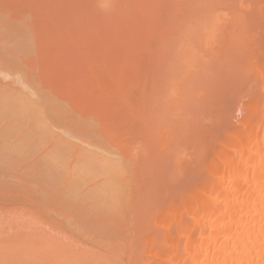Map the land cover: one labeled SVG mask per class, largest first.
<instances>
[{"label": "bare ground", "instance_id": "obj_1", "mask_svg": "<svg viewBox=\"0 0 264 264\" xmlns=\"http://www.w3.org/2000/svg\"><path fill=\"white\" fill-rule=\"evenodd\" d=\"M4 1L8 9L0 8V36L14 33V37L8 34L13 41L20 36L16 38V42L21 43L16 50L23 55L11 52V45L4 52L10 55L2 54L4 49L0 52V74L7 80L13 79V82L7 81L11 84L5 87L0 85V160L4 164L0 166L6 165L8 169L12 166L10 169L17 173V167L25 164V167H36L28 168L30 173L41 168L36 172L48 174H43L49 177L43 178L44 182L36 180L37 176L41 179L40 174L35 180L28 178L27 181L39 186L48 181L53 188L57 187L55 195L51 185L45 184L50 188L45 187L50 200L47 203L42 199L41 207L48 213L44 212L63 217L61 223L65 229L91 245V249L84 246L76 249L73 243L69 246V230L68 235L63 236L65 243L55 234L61 242H45L57 241L54 237L39 241L33 237L36 232L27 233L34 234H30L31 239L22 232L27 239L22 234L21 239L17 236L13 239L26 243L22 247L18 245L21 243L14 244L21 247L17 252L34 251L29 253L33 256L30 259L43 264H264V49L263 55L254 56L257 48L253 53L255 47L248 46L250 30L257 28L258 31L264 24L246 28L249 15L244 13L251 8L248 2L251 6L255 0H244L247 4L243 0ZM9 7L16 8L19 17L10 18L6 12ZM253 10L251 12L255 13ZM248 23L251 28V22ZM251 36L256 34L252 32ZM9 38H3L0 47L5 44L2 42L9 44ZM13 54L16 58L10 60ZM231 56L236 62L228 66L226 62L234 60L229 59ZM225 70L235 73V76L231 72L227 76L232 75L236 81L248 82L246 110L239 108L242 113L236 124L229 125L216 145L208 149L203 140H206L205 129L210 125L190 113L196 109L188 112L184 107L189 103L184 102L199 103L198 100L211 91V83L224 79L218 76L222 72L225 75ZM46 81L48 87H53L48 92L46 84L43 85ZM116 111L123 112L118 116ZM183 111L193 116L187 119ZM109 112L114 114L109 117ZM153 114L158 115L157 120L161 122L152 124L149 116ZM203 115L205 113L198 116ZM206 115V119L212 118ZM130 116L137 120L133 122ZM120 117L125 120L117 122ZM192 118H195V126L200 129L202 125L205 129H191ZM122 124V129L117 130ZM158 124L163 128L154 139L152 127L157 126L156 131L161 127ZM183 126L187 128L185 131H182ZM54 127L64 130L66 137L55 132ZM193 129L201 132L184 135L183 132H194ZM67 135L80 143L71 142ZM180 137L184 143L174 149L170 144L177 145L179 141L182 144ZM96 138L101 145L93 142ZM81 143L98 150L85 148ZM164 147L174 150L166 151H172L169 152L172 159L164 156L165 160L172 161L174 172L170 174V181H175V176L179 178L177 175L185 176L182 169L187 171L183 165L195 155V159L189 161L195 170L191 173H201L192 185L178 194L175 192L177 196L172 199L160 196L165 190L157 192L161 181L162 186L166 184V179L159 181L160 169L167 171L168 166L162 168L164 158L158 157L154 150H164ZM162 150L157 149V152L160 154ZM35 152L39 154L31 161ZM29 159L30 162H26ZM8 161L12 163L9 167ZM25 167L19 171L26 173ZM178 182L174 183L180 185ZM6 184L0 182V185ZM29 192L24 198H29ZM153 198L160 202L155 207L153 203L157 199ZM148 202L152 204L150 210L146 207ZM75 203L80 206L77 209H82L83 205L89 211L92 209L93 216L89 218L88 211L87 215L79 212L80 217L74 215L75 211L69 212L75 210ZM56 210L58 214L53 212ZM43 222L47 225L50 221ZM8 232L11 233L10 230L1 233ZM9 239L12 238L9 236ZM13 240L10 241L15 242ZM30 240L39 241L38 244L31 242L36 250L30 248L33 246H29ZM1 249L0 253L9 252V248ZM11 254L16 257L21 253ZM0 255L10 256L9 253ZM33 261H23V264H33Z\"/></svg>", "mask_w": 264, "mask_h": 264}, {"label": "rangeland", "instance_id": "obj_2", "mask_svg": "<svg viewBox=\"0 0 264 264\" xmlns=\"http://www.w3.org/2000/svg\"><path fill=\"white\" fill-rule=\"evenodd\" d=\"M244 1V0H243ZM245 1H249V0H245ZM244 1V3L245 4H247V2H245ZM251 1H254V0H251ZM262 0H255V3L253 2V3H251L252 5L251 6H249V2H248V7H251V8H247L248 9V11L249 12H247V11H245L244 13H245V15L247 14V15H249V17L248 16H246L248 19V21L246 20V22H247V25H246V28H248V29H252V28H255V26L256 27H258V26H260V25H262V24H264V0L261 2ZM5 4L6 2L3 0H0V4ZM263 4V6H261L260 4ZM4 4H3V6H1L0 5V8L1 7H4ZM236 4H237V2H236ZM244 4V6H247V5H245ZM7 5V4H6ZM256 5H259V6H256ZM234 6L235 7H237L235 4H234ZM233 6V7H234ZM261 6V7H260ZM227 7V6H226ZM259 7L261 8V10L259 9ZM5 8L6 7H4V11H5ZM246 8V7H245ZM256 8H257V10H256ZM6 9H8V6H7V8ZM11 9V10H10ZM249 9H254L253 10V12H257L258 14H255V13H252L251 11L252 10H249ZM246 10V9H245ZM6 12H8L7 14L9 15V17L10 18H12V17H14V18H12V19H16L17 17H19L18 15H16V14H18V13H16V8H10L9 7V10H7ZM260 12V13H259ZM16 16H15V15ZM257 15V16H256ZM262 17H260V16ZM12 16V17H11ZM254 16H255V19H254ZM254 20H253V19ZM256 18H258V19H256ZM250 19V20H249ZM254 21H256V22H254ZM258 21V22H257ZM248 22H251V28H249L250 26L248 25V24H250V23H248ZM260 22V24H258ZM252 23H254V24H252ZM262 23V24H261ZM262 27H264V25L263 26H260V27H258V31H257V28H255V30H250V32L252 33H254V35L256 34V36L255 37H253L252 38V36H251V33L249 34V38H248V42H249V47H251L250 49H253V47H255V49L252 51L253 53H254V51L256 50V48H257V50H256V52H258V53H256V55H254V56H259L260 54L261 55H263L262 53H263V49H264V28H263V30H262ZM261 29V30H260ZM255 31V32H254ZM259 31H261V34H260V32ZM263 31V32H262ZM258 32H259V34H258ZM6 33V32H5ZM8 33V32H7ZM6 33V34H7ZM10 33V32H9ZM8 33V34H9ZM247 33H248V30H247ZM8 34L6 35V37H8L9 38V36H8ZM12 34L14 35V33H10L9 35L10 36H12ZM16 34V33H15ZM1 35H4V34H1ZM259 35V36H258ZM251 36V37H250ZM2 37V38H1ZM6 37H3V36H0V44H1V41L3 40V38H5V40H7L8 38H6ZM12 37H14V36H12ZM11 38V37H10ZM9 38V44H8V42H2V44L3 43H5V44H3V47H5V45H6V47L5 48H3V47H0V52L1 51H3V49H4V51H3V53L2 54H4V55H6V53H4L5 52V50H6V48L8 47H10V45H11V47H13L12 49L10 48L9 50H11V52L13 51L14 52V54L16 53V55L17 54H20V55H23V54H21V53H18L19 52V50H18V52H17V50L16 49H19L18 48V45L17 44H21V43H17L16 41H18L16 38H21L20 36L19 37H16V38H13V39H15V41H13V40H11ZM23 38V37H22ZM11 40V41H10ZM24 40V39H23ZM23 40H20V42H22ZM36 41V40H35ZM252 41V42H251ZM12 42H14V43H16V44H14V43H12ZM7 43V44H6ZM23 43V42H22ZM258 43V44H257ZM252 44V45H251ZM261 44V45H260ZM14 45H15V47H14ZM36 45H37V42L35 43V48H36ZM259 45H260V47H262L263 46V48L262 49H260V47H259ZM2 49V50H1ZM260 49V50H259ZM8 50V51H9ZM21 50H22V48H21ZM21 50H20V52H21ZM35 51V50H34ZM261 52V53H260ZM8 55H10L9 53H7ZM14 54H13V56H14ZM20 55H18L17 56V58L20 56ZM35 55H36V52H35ZM2 55H0V57H1ZM13 56H9V58H10V60H11V57L12 58H16L15 56L13 57ZM264 56V55H263ZM262 56V57H263ZM4 57H6V56H4ZM234 57V56H233ZM7 58H8V56H7ZM235 58V57H234ZM234 58H232V56L229 58V59H234ZM228 59V60H229ZM233 62H231V61H229L228 63L226 62V64L228 65V66H230L231 64L230 63H233V64H235V59L234 60H232ZM230 64V65H229ZM38 65V64H37ZM215 66H217V63L215 64ZM224 72H226V74L224 75V73L222 72L221 74H220V76H218L219 77V79H221V78H223L224 77V79H221V82H217L216 80H218V79H216L214 82H216V83H218V84H215L213 81H211V82H213V83H211V84H213L212 86L214 87H212V89H211V91L209 92V94L208 93H205V97H204V95H203V97L202 98H204L205 100H207V101H205V102H202V101H204V99H200V100H198L199 101V103L197 102V103H192V102H189V101H185L184 103H186L187 102V104L189 103V105H190V103H191V105H193V106H189V105H185V107L184 108H186V109H188V110H186V111H188V112H190L191 111V109L193 110H195L194 112L193 111H191L190 113H192L193 115H197V117H199V118H203L204 120H206L207 122H205L204 120H201L202 121V123H204V124H206V123H208L210 126H208L209 128H210V130H209V128H207V129H205V131H207L206 133H204L205 135H204V137L206 136V138H204L203 136H201V134L202 133H200V137H202L201 139H206V140H203V142H204V146L206 147H208V149L209 148H211L212 146H214V144L216 145V141H218V139H219V137H222V135L223 134H225L226 133V130H227V127H229V125H232L233 123H235L236 124V122L238 121V119H239V117L241 116V110L239 109V108H241L243 111H245L246 109H245V107H244V100L245 99H247V98H245V96H248V93L246 94V91H249V88L247 87L248 86V82H245V81H239L238 79H237V81L235 80V79H233V78H235V77H232V75H234L235 76V73L234 74H232L233 72H231V71H229V72H227L226 70L224 71ZM231 72V74L232 75H229V76H227L229 73ZM221 76H223V77H221ZM225 77H228V78H225ZM4 78V76L3 75H1L0 74V85H4L3 87H5L6 85H9V84H11V83H9V84H7L6 82L7 81H12L13 82V79H11V77L9 78V79H11V80H7V79H5ZM227 79V80H226ZM233 79V80H232ZM43 81L45 80V79H42ZM233 81V82H232ZM236 81V82H235ZM40 83V82H39ZM44 83V84H43ZM43 83H41V84H43V85H45L46 83H48L47 81L46 82H43ZM220 83H222V84H220ZM245 83H246V85H245ZM41 84H40V86H41ZM16 85V87H18V84H14L13 86H15ZM48 84H46V86H47ZM217 85V86H216ZM220 85H222V86H220ZM46 86H44V88H46L47 89V87ZM49 86H50V84H49ZM221 87V88H220ZM43 87H42V89H44ZM45 89V90H46ZM51 89H53V87L51 86V87H48V89H47V91L46 92H48V90H51ZM215 91V93L216 94H214L213 92ZM50 92H52V91H50ZM49 92V93H50ZM43 93H45V91H43ZM53 93V92H52ZM51 94V93H50ZM208 94V97L206 98V95ZM214 94V95H213ZM243 94V95H242ZM246 94V95H245ZM44 95H46V94H44ZM217 98V99H216ZM208 103V104H207ZM226 103V104H225ZM207 104V105H206ZM197 105V106H196ZM200 105H204V106H200L201 107V110H199L200 109V107L199 106ZM188 106V107H187ZM191 107H194V108H191ZM202 108H204V109H202ZM221 108H225L226 110H223V109H221ZM184 110V109H183ZM204 110V111H203ZM222 110V112H220ZM228 110V112H226ZM186 111H183V112H186ZM196 111H198V112H200V113H198L197 112V114H196ZM117 112V111H116ZM115 112V113H116ZM119 112H123V111H118L117 113H118V116L120 115V114H122V113H119ZM188 112H186L185 113V115H187V114H190V113H188ZM220 112V113H219ZM110 114H108L107 116H111V115H113L114 113H111V112H109ZM205 113V115H203L202 117L201 116H198V115H200V114H204ZM212 113V114H211ZM124 114H127V112L125 111V113ZM123 114V115H124ZM183 115L182 116H185L184 115V113H182ZM206 114H208V116L209 117H212V118H208V119H206L205 117H207V115ZM153 115H155V114H153ZM149 116V118L150 119H153V120H151L150 122L152 123V122H156V121H159V122H161L160 120H157V118H158V115H155V116ZM192 115V116H193ZM224 115V116H223ZM232 115V116H231ZM115 116V119H116V114L114 115ZM114 116L113 117H111V118H114ZM126 115H124L123 117H125ZM132 116V115H131ZM130 116V117H131ZM191 115H187V116H185V117H187V119H188V117H192ZM226 116V117H225ZM154 117V118H153ZM159 117H161V116H159ZM110 118V119H111ZM127 118H129V116H127ZM132 119H134L133 120V122H135V120H137L135 117L133 118V117H131ZM196 118V117H195ZM195 118H192V120L190 119V121H191V125H192V127H191V129L192 128H195V129H197L198 128V126H195ZM231 118H233V120H230ZM115 119H113V121L115 120ZM120 119H122L121 117L118 119V120H116L117 122L120 120ZM156 119V120H155ZM161 119V118H160ZM167 119V118H166ZM183 119V118H182ZM214 119L216 120V121H214ZM218 119V120H217ZM225 119V120H224ZM112 120V119H111ZM122 120H125V119H122ZM163 120V122H165L164 121V119H162ZM228 120H230V121H228ZM121 121V120H120ZM184 121H186V118L184 119ZM218 121H220V123L218 122ZM196 122H198L199 124H201L200 123V121L199 120H196ZM228 122H231V123H228ZM198 123H196L197 125H199ZM153 124V123H152ZM161 124V123H160ZM160 124H158V125H160ZM184 124V123H183ZM203 124V125H204ZM119 125H121V124H119ZM155 125H157V124H155ZM166 125V124H165ZM164 125V126H165ZM186 125H189L188 123L186 124ZM207 125V124H206ZM161 126V127H160ZM160 126H158V127H160V129H158V130H156L155 131V129H157L156 127L157 126H155V128H153L152 127V133H155V136H154V134L153 135H151L150 133V135L151 136H154V139H156L155 137L157 136H159V130H162V125H160ZM199 126H201L200 127V129L198 128V130H204L202 127V125H199ZM121 127H123V124H122V126H118V127H116V129L118 130L119 128H121ZM204 127H206V126H204ZM53 129H56V130H54L55 132L56 131H59L58 133H60V135H62V136H64V137H66V132L64 131V130H60V129H58L57 130V128H53ZM122 129V128H121ZM120 129V130H121ZM184 129H187L185 126H183V130L182 131H185ZM119 130V131H120ZM194 130V129H193ZM192 130H188L187 132H183V133H185L184 135H186V133H188V135L187 136H190V135H195V134H197V133H199V132H201V131H196V130H194V132L192 131ZM190 132L192 133V134H190ZM159 133V134H158ZM223 133V134H222ZM183 135V134H182ZM183 135V136H184ZM74 137V136H73ZM216 137V138H215ZM67 138L69 139L70 138V141H71V139H72V136L71 137H69L68 135H67ZM75 138V137H74ZM73 138V139H74ZM92 138H95V137H92ZM184 138V137H183ZM72 139V141L71 142H79L80 143V141H78V139L77 138H75L74 140H76V141H74ZM98 138H96V140H93V142L94 143H98V144H100L101 142H99L98 140H97ZM214 139V140H213ZM80 140V139H79ZM153 140V139H152ZM179 140H181V143L182 144H179V142H176V144L177 145H175L174 143L173 144H170V145H172V146H175L174 147V149L177 147V146H182L183 145V140L184 139H182L181 137H180V139ZM208 140V141H207ZM178 141V140H177ZM203 142H201V143H203ZM156 143V142H155ZM82 144V143H81ZM83 145V147H85V146H87L88 144H82ZM101 145V144H100ZM203 145V144H202ZM89 146V145H88ZM87 146V148L89 149H96V150H98L95 146H90V147H88ZM171 146V147H172ZM171 147L170 148H168V149H166L165 147H164V150H162V148H157L158 150H162V154L160 153L159 154V152H157V149L156 150H154L156 153H158V154H156V155H159L158 157H160V155H161V159L163 160V158H164V160H163V162H161L160 161V159L158 160V163H163V164H161V166H162V168H166V166H168V168H166L167 169V171H165V170H163V169H160V172L162 173V174H165V173H167V174H165L164 176H160V175H162L161 173H160V175H158L159 177H161L160 179H159V181H161V179L162 180H165L166 181V184H164V186H162L163 184H162V181H161V183H160V185L158 186V188H157V192H160V193H162V192H164V190L166 191V192H164V194H160V196L161 195H163V197H166V198H170L171 197V199L172 198H174L175 196H177V194L179 193V192H181L183 189H185L186 187H188L189 185H192L197 179H198V175L197 174H201L200 173V171H196L197 173H191V172H194L193 171V168H192V166L189 164V161H192V160H194L195 159V157H196V155L194 156V157H192V158H190V160L188 161V162H186V163H184V168H186V171L187 172H185L183 169H182V172H184L185 173V176L184 175H182L181 173V175H177V176H179V178H176V176H175V181H179L178 183L180 184V185H178V184H176V183H174L175 181H170V179L172 178L171 177V175H173V174H171L172 172H174L173 171V166H172V161H170V159H172V157H171V155H170V153L169 152H171L172 153V151H174V150H172L173 149V147H172V149H171ZM206 147V148H207ZM86 148V147H85ZM172 150V151H168V153L166 152L167 150ZM188 150H190V151H192V149L190 148H188ZM167 153V154H166ZM39 154V152H35V154L33 155V159L31 160V159H29L28 161H26V162H30V160L31 161H33L35 158H36V156ZM164 156H166V157H169L167 160H165L166 158L164 157ZM7 161V160H6ZM5 161V162H6ZM160 161V162H159ZM1 162H3L2 160H0V163ZM25 162V161H24ZM24 162H22V164L24 163ZM25 162V163H26ZM15 163H17V162H15ZM21 162H19V166L21 165L20 164ZM164 163H168V165H166V164H164ZM8 164H12V163H9V161H8V163H7V166H8ZM0 165H4L3 163H1ZM14 165V164H13ZM25 164H23V166H24ZM26 165H29V164H26ZM32 165V164H31ZM163 165H164V167H163ZM16 166H18V164H16ZM23 166H20V168L19 167H17L19 170H24V167ZM186 166V167H185ZM3 168V167H5V168H3L2 170L0 169V171L2 172V173H0V175L1 174H3V176H5L4 178H3V176L0 178V182L1 183H3V184H6V182H8V184H6V186L4 185H0V188L1 187H7V188H1L0 189V250H2L1 248H9V249H7V250H9V252H7V251H4L3 253H0V254H5V253H9L10 254V256L9 255H7V256H9V257H7L8 259H6V257H3L2 255H0V259L1 260H3L2 262L3 263H1L0 262V264H6V262L8 263H11V264H23V261H24V263H28V261H30V260H32L33 261V259H30V258H33V256L32 257H30L31 256V254H29V253H34V251H30L28 254H27V250H25V252L23 251V252H17V251H19V249L18 248H21L22 246H24V245H26V243H22V242H24V241H18V242H16L17 240H13L14 239V237L15 236H17L19 239H21V237L20 236H22V237H24L25 238V236H27V237H30L31 238V236L32 235H34L35 234V232L38 234H35L33 237H37V239L39 238V241L42 239V241H45V239L47 240V238H49V239H54V240H57V241H51V240H48V241H45V242H61V241H63V243H65L66 242V240H64V239H66V237H63V236H66V235H68L69 236V238H70V240L69 239H67V242H68V244H69V246L70 245H73V244H76V245H73V247L74 248H76V249H78V248H81V246H84L83 248H86V247H88L87 249H91V245L90 244H87V243H85L81 238H79L80 236H78L76 233H73V232H71L70 231V229H65V227H64V225L61 223V221L63 220L62 218V216L61 215H58V216H60V217H62L61 219L60 218H58V217H54V213H56V212H58L57 210L56 211H53L54 213V215H52V216H49L50 215V213L49 214H47L48 212H47V210L46 209H44L46 212H44V210H43V206L41 207V204L42 203H44V202H49V200L50 199H48V198H50L49 197V195H48V189H50V188H52V193L53 194H58V192H56V189L55 188H57V187H55V188H53L54 186L52 185V184H48V183H50V182H46L45 181V184L47 183L48 184V186H50V188H48V186L47 185H45L43 182V178H49L48 176H44V175H48V174H44L43 173V171H42V173H40V171H38V172H36V170H38V169H41V168H38V169H36V170H34V171H32V172H34V174L33 173H30V171H29V169H30V167L28 166V167H25L26 169H28V170H26L27 172V174L29 175V174H31V175H33V176H28V175H26V173H24L23 171H19V170H17V173H16V170H12V169H10V168H13L12 166H10V168L8 169V168H6V165L5 166H0V168ZM9 167V166H8ZM15 167V166H14ZM22 167V168H21ZM32 169L34 168V166H32L31 167ZM36 168V167H35ZM34 168V169H35ZM8 169V170H7ZM169 169V170H168ZM4 170V171H3ZM42 170V169H41ZM7 171H9V172H7ZM163 171V172H162ZM12 172H14V173H12ZM36 173V174H35ZM15 174V175H14ZM38 174H40V178L41 179H37V178H39V176H37ZM44 174V175H43ZM171 174V175H170ZM197 176H196V175ZM11 175V176H10ZM23 175H24V177H23ZM43 175V176H42ZM175 175V174H174ZM190 175H193V176H191L190 177ZM22 176V177H21ZM35 176H37L36 177V180L37 181H43L41 184H43V185H40L39 186V183H33V182H27L28 181V178L29 179H31L30 181H32V180H35ZM50 177H51V175H49ZM166 176V177H165ZM169 176V178L167 179V177ZM195 176V177H194ZM7 177V178H6ZM20 177H21V179H20ZM164 177V178H163ZM183 177H185V178H183ZM197 177V178H196ZM9 178V179H8ZM33 178V179H32ZM174 178V177H173ZM181 178V179H180ZM193 178H194V180H193ZM3 179H5V181L3 180ZM22 179L24 180V181H22ZM46 179H44V180H46ZM180 179V180H179ZM182 179H185V180H182ZM49 180V179H48ZM51 180H52V178H51ZM54 180V179H53ZM37 181H34V182H37ZM165 181H163L164 183H165ZM184 181V182H183ZM12 182V183H11ZM26 182V183H25ZM54 182H55V180H54ZM169 182V183H168ZM182 182V183H181ZM186 182V183H185ZM19 183V184H18ZM30 183V184H29ZM170 183H172V184H170ZM184 183V184H183ZM12 184V185H11ZM15 184V185H14ZM20 184H26V185H20ZM32 184V185H31ZM36 184V185H35ZM38 184V185H37ZM176 184V185H175ZM18 185H20V186H18ZM166 185V186H165ZM170 185H172V186H170ZM174 185V186H173ZM15 188H14V187ZM24 186H26L25 188H24ZM28 186H31V187H28ZM44 186V187H43ZM53 186V187H52ZM179 186V187H178ZM11 187V188H10ZM39 187V188H38ZM45 187H47V188H45ZM174 187H177V188H174ZM31 189V191H30V189ZM167 188H168V190H167ZM3 189V190H2ZM17 189H19V190H17ZM47 189V190H46ZM5 190H7L6 192H5ZM8 190H13L15 193H13V191H11V193H12V195L8 192ZM24 190H26V191H24ZM30 192H29V191ZM4 191V192H3ZM18 191H19V193H22V194H17L18 193ZM46 193H45V192ZM170 191V192H169ZM173 191V192H172ZM179 191V192H178ZM23 192L24 193H26V192H29V198H24V196L25 197H28V195H27V193L24 195L23 194ZM167 192H168V194H167ZM177 194H176V193ZM43 193H45L46 195H48V196H46L45 194H43ZM175 193V194H174ZM7 195V196H4V195ZM157 194V193H156ZM14 195V196H13ZM20 195H22V196H20ZM169 195H171V196H169ZM157 196V195H156ZM159 196V195H158ZM13 197H15L16 199H14ZM19 197H21L20 199H19ZM42 197V198H41ZM43 197H45V198H43ZM155 197V196H154ZM162 197V199H164ZM24 198V199H23ZM158 198V197H157ZM157 198H153L154 200H156ZM165 198V199H166ZM28 199V200H27ZM42 199H45V201L44 202H42ZM29 200H31L30 202H29ZM167 200V199H166ZM169 200V199H168ZM152 201V200H151ZM150 201V202H151ZM159 201V199H157V202ZM28 202V203H27ZM150 202H148V204H146L147 206V208L150 210L151 209V206H150ZM154 202L153 203V207H155L156 206V204H159L160 202ZM33 205H32V204ZM46 203V204H47ZM75 205L77 206L76 208H74L73 207V209H75V210H72V211H69V212H73V211H75L74 212V215L75 214H78V215H75L76 217H80V214H79V212L82 214V212L83 213H85V215H87V211H88V215L87 216H90L89 218H91L92 216H93V212L91 211H89V209L88 208H86V206L85 205H83V207H85L84 209H83V207H81L82 209H77L78 208V206H79V204H76L75 203ZM152 205V204H151ZM27 206H29V207H27ZM31 206H33V207H31ZM53 206V205H52ZM57 206V205H56ZM150 206V207H149ZM54 207V206H53ZM59 208H60V206H58ZM80 207V206H79ZM29 208V209H28ZM32 208V209H31ZM42 208V209H41ZM31 209V210H30ZM35 209V210H34ZM65 209H67V208H65ZM76 209L77 210H79L78 212L76 211ZM86 209V210H85ZM69 210V209H68ZM67 210H65L64 212H66ZM82 211V212H81ZM33 212V213H32ZM47 214V215H44V214ZM29 214H32V215H29ZM56 214H58V213H56ZM42 215V216H41ZM43 215H44V217H43ZM72 215H73V213H72ZM41 217V218H40ZM46 217L47 218H49V217H51V218H53V219H51V218H49V219H46ZM82 217V216H81ZM35 218V219H34ZM55 218H57L56 220L57 221H54L55 220ZM45 219V220H44ZM50 221V222H46L47 223V225L45 224V225H43L44 224V222L43 221ZM59 221V222H58ZM43 222V223H42ZM50 223H51V225H50ZM6 224V225H5ZM20 225V226H19ZM23 225V226H22ZM54 225V226H53ZM13 226V227H12ZM15 226H18V227H15ZM44 226H47V227H44ZM8 227H9V229H8ZM19 227H21V228H19ZM32 227H35V228H32ZM39 228V230H38V228ZM55 227H58L57 229L55 228ZM64 227V228H63ZM11 228V229H10ZM25 228V229H24ZM10 230V232H11V230L12 229H16L15 230V232L13 231V232H11V233H1V232H7V230ZM41 229V230H40ZM63 230V231H58V230ZM155 229H157V228H155ZM18 230V231H17ZM19 230L21 231V233L19 232ZM24 230H27V231H24ZM44 230V231H43ZM46 230V231H45ZM47 230H51L53 233L51 234V231H47ZM55 231V233H54V231ZM65 230V231H64ZM67 230H69L70 232L68 233L67 232ZM159 230V229H158ZM19 232V235H15V234H17ZM22 232H24V234H26L25 236H24V234L22 233ZM29 232H32V233H34V234H32V233H30V234H32V235H30V234H27V233H29ZM39 232V233H38ZM60 232V233H59ZM61 232H63V235H62V233ZM12 233H15L14 234V236H11V235H13ZM45 233H47V236H46V234ZM66 233H68V234H66ZM20 234H22V235H20ZM53 234H55L57 237H59V239L61 240V241H59L57 238H56V236H54ZM61 234V236L63 237V239H61L62 237L61 236H58V235H60ZM66 234V235H65ZM4 235V236H3ZM45 236L44 238H42V236ZM74 236V237H70V236ZM9 236L12 238V239H9ZM52 236V237H51ZM78 236V237H77ZM1 237H3V238H1ZM8 237V239L7 240H9L8 242H6L5 240L3 241L2 239H6ZM27 237L25 238V239H27ZM41 237V238H40ZM54 237V238H53ZM31 239H33V238H31ZM37 239H35V240H37ZM13 240V241H15V242H11V241ZM23 240V239H22ZM71 240H73V241H71ZM75 240L77 241L76 243H74L75 242ZM39 241H38V243H39ZM3 242H6V243H3ZM26 242H28L27 240H26ZM31 242H33L34 244H38L37 243V241L35 242V241H31L30 240V244H29V246L30 245H33V246H30V248H34V244L33 243H31ZM17 243H21V244H18L19 246H21V247H19V246H14V244H17ZM42 243V242H41ZM73 243V244H72ZM62 244V243H61ZM79 244V245H78ZM11 245H13V246H11ZM62 245H66V244H62ZM16 247V248H15ZM26 247V246H25ZM27 247H28V244H27ZM27 247H26V249H27ZM24 248V247H23ZM37 248V247H36ZM36 248H34L35 250H36ZM17 249V250H16ZM28 250H30L29 249V247H28ZM32 250V249H31ZM20 251H22V250H20ZM11 253H16V254H14V255H17V254H19V253H21L23 256H26L29 260H25L24 258H26V257H22V255L21 254H19V255H17L16 257H12L13 256V254H11ZM25 253L27 254V255H25ZM1 256H2V258H1ZM18 256H20V257H18ZM5 258V259H4ZM13 258V259H12ZM18 258V259H17ZM19 258H23V259H19ZM0 260V261H1ZM25 261H27V262H25ZM35 261V262H34ZM33 262V264H35L36 262H38V260H34ZM12 262H14V263H12ZM32 262H30V264H31ZM38 263H40V264H43L44 262H40V260H39V262ZM38 263H36V264H38ZM46 264V263H45Z\"/></svg>", "mask_w": 264, "mask_h": 264}]
</instances>
